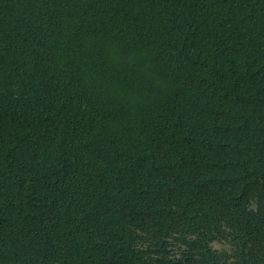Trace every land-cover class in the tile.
<instances>
[{
  "label": "trees",
  "instance_id": "1",
  "mask_svg": "<svg viewBox=\"0 0 264 264\" xmlns=\"http://www.w3.org/2000/svg\"><path fill=\"white\" fill-rule=\"evenodd\" d=\"M0 264H264V0H0Z\"/></svg>",
  "mask_w": 264,
  "mask_h": 264
}]
</instances>
